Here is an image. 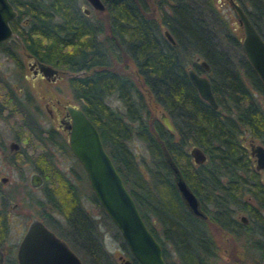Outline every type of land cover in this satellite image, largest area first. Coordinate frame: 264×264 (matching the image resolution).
<instances>
[{"label":"trees","instance_id":"16d2710c","mask_svg":"<svg viewBox=\"0 0 264 264\" xmlns=\"http://www.w3.org/2000/svg\"><path fill=\"white\" fill-rule=\"evenodd\" d=\"M247 1L257 16L264 15L263 0ZM10 2L17 11L10 25L19 42L38 59L70 73L66 81L73 98L96 126L144 223L164 246L166 263L171 264L168 243L179 264H216L219 248L213 228L223 237L241 236L256 256L249 263L264 264V183L240 137L246 133L264 146V110L254 96L255 91L264 97V86L237 38L224 33L235 46L231 56L209 34L206 15L215 17L212 0H171L170 18L160 20L148 0H102L104 25L85 15L78 0ZM160 22L173 43L161 32ZM195 54L210 65L215 108L199 97L186 75L187 65L199 71L192 61ZM112 95L121 102L120 110L106 100ZM157 109L168 115L173 132L160 122ZM13 115L17 141L27 143L10 158L29 161L40 173L38 203L74 210L81 204L78 188L46 150V143L69 150L66 141L52 128H42L21 103H14ZM133 138L142 141L146 159H136L129 145ZM190 144L204 152L203 162H192ZM173 166L197 198L202 215L183 203ZM90 196L108 218L92 191ZM238 211L246 212V223L237 219ZM5 215L0 208V221ZM98 257V264H109Z\"/></svg>","mask_w":264,"mask_h":264},{"label":"water","instance_id":"95a60500","mask_svg":"<svg viewBox=\"0 0 264 264\" xmlns=\"http://www.w3.org/2000/svg\"><path fill=\"white\" fill-rule=\"evenodd\" d=\"M85 1L94 9H103L104 5L101 0ZM229 3L242 29L240 38L242 51L264 86V41L242 7L234 0H230ZM83 11L87 13V8H83ZM15 15L16 11L11 3L8 0H0V41L11 36L12 30L9 20ZM162 31L166 39L173 43V38L168 30L163 29ZM193 59L201 64L204 69L208 68L206 62L197 55ZM44 67L48 73L56 71L49 65H44ZM186 75L199 97L211 107H217L208 77L194 71L191 65L186 66ZM67 110L70 118V122L66 124L68 147L81 165L95 199L116 227L139 264H165L160 246L140 216L131 194L125 187L119 172L101 142L96 126L77 105H70ZM157 115L164 127L173 132L174 128L168 115L162 110H159ZM16 147L15 141L10 140L8 142L10 150ZM247 148L255 169L263 170L261 179L264 183V146L252 137H248ZM187 152L195 164L205 160L204 152L195 144H190ZM172 171L175 186L186 208L195 215H202L195 195L174 166ZM0 180L4 181L5 177L2 176ZM28 181L33 187H37L41 184L42 178L37 171L31 170L28 174ZM240 219L245 221L243 215L240 216ZM38 237H45L41 238L44 241H38ZM52 243L59 247L56 252L47 248L43 249V245L46 247ZM34 245L39 246V251L32 255L30 251L32 252L31 247H35ZM19 247V264H33V261L39 264H81L76 256L36 218L29 221ZM121 264H131V262L124 259Z\"/></svg>","mask_w":264,"mask_h":264},{"label":"rangeland","instance_id":"374dc122","mask_svg":"<svg viewBox=\"0 0 264 264\" xmlns=\"http://www.w3.org/2000/svg\"><path fill=\"white\" fill-rule=\"evenodd\" d=\"M80 8H87V14L90 18L96 19L101 22L103 25L105 24V16L103 9L97 10L92 8L85 0H78ZM149 7H151L153 11V15L160 20V17H169L171 11V0H148ZM243 6L250 12V16L254 19L256 24L258 25L260 31L264 35V15L257 16V14L251 10L249 7V2L247 0H241ZM212 7L215 9L213 11V15L215 16L208 18L206 15L207 21L211 24V28L209 29V34L213 36V40L215 39L217 47L226 49L228 55L233 56V52L235 47L228 43L224 33H227L229 36L239 39L241 38V27L238 25L236 21L235 12L230 7L227 0H212ZM167 17V18H168ZM165 29V25L160 22V29ZM239 38V39H238ZM18 44L16 50L20 53L19 41L14 38L13 41H8L7 43ZM21 54V53H20ZM23 73L28 74V71L25 67H18L15 63L13 64L11 60H4L3 56H0V74L2 76H13L14 81H17L18 86L23 84L29 90L31 89L29 79H23L18 77ZM202 72V71H201ZM244 82H246L243 77ZM63 83L58 84V88L54 90V95L58 96L63 102L75 103L77 102L67 85L64 81ZM254 96L259 102L261 108L264 110V97L254 91ZM109 105L114 109L120 110L122 108L121 102L115 98L113 95L106 98ZM40 103L43 100L39 101ZM37 103V102H36ZM49 105V104H48ZM29 111L33 113V107L30 105L27 107ZM35 109V108H34ZM30 112V113H31ZM156 113L159 110H155ZM35 114V113H34ZM12 114H4L0 118V176H4L5 180H0V207H3L4 210H7L6 218L10 220L9 229L10 234L8 236L9 241H14V228L11 226H15L18 229V235L20 234L23 228V222L25 218L30 215L43 213L42 209H47V205L38 203L41 200V189L40 187H32L27 182V173L32 169L29 165V161L23 162H14V157L10 158L11 151L8 148V142L10 140L16 141L18 144V148L25 146L27 142H21V144L17 141L15 137V130L17 127L14 125V115ZM38 122L43 125H51L56 127L55 119H49L43 109H41V114H36ZM35 117V116H34ZM62 133V132H61ZM65 133L61 136V138L65 139ZM243 145L247 148V138L249 135L244 133L240 136ZM258 142L257 139H254ZM130 148L135 153L137 160H142V158H147V152L144 148L142 141L137 138H133L129 141ZM34 147V146H33ZM30 150V149H29ZM46 150L51 154L52 163L55 167L59 168L61 172L69 179L72 183H74L78 188L79 199L81 201L82 207L92 215L93 219L96 221L98 225V230L100 235H104V244L108 249L112 248V244L109 245L108 241L110 240V235H119L116 232V228L109 221L107 217L101 213L96 206V204L92 201L90 196V186L88 184L86 175L76 160V158L69 152L66 148L57 149L55 146L46 143ZM31 157V156H29ZM11 161H10V160ZM263 170H259L260 176H262ZM261 178V177H260ZM2 202V204H1ZM14 203L15 206H12ZM243 213L247 215L246 212L238 211L236 213V217ZM154 225L156 222L151 219ZM213 233V237L216 240V243L219 248V254L215 259L216 264H250L249 262H253L251 260L255 259L256 256H252L254 253L251 252L250 249L247 250L244 242L245 240L241 236H230V235H220L217 231L211 228ZM109 235V236H108ZM232 237V238H231ZM234 238V239H233ZM163 240V239H162ZM165 247L169 248L168 258L171 264H179L175 253L170 250V245L165 243ZM252 257H254L252 259Z\"/></svg>","mask_w":264,"mask_h":264},{"label":"flooded vegetation","instance_id":"af4514ba","mask_svg":"<svg viewBox=\"0 0 264 264\" xmlns=\"http://www.w3.org/2000/svg\"><path fill=\"white\" fill-rule=\"evenodd\" d=\"M8 1L10 2V0H8ZM229 1L230 0H227L228 3H229ZM234 1L238 3L237 0H234ZM11 5H12V3H11ZM229 5H230V3H229ZM12 7L14 8L13 5H12ZM83 8H85V7L81 8L82 12L84 13ZM242 9L244 10L246 16L250 20L248 13H247V9H244L243 7H242ZM14 10L16 11L15 8H14ZM84 14L87 15V13H84ZM16 15H17V11H16ZM16 15H15V17H16ZM235 16H236V14H235ZM14 18H12V19H14ZM11 20H9V25H10ZM236 21H237L238 25L240 26V24L237 20V17H236ZM25 22H26L25 19L21 20V23L25 24ZM250 22L252 23L251 20H250ZM253 26L257 30L260 37L263 39V37L259 33L257 27L254 24H253ZM10 27H11V25H10ZM11 30H12V28H11ZM160 30L163 33V31H162L163 28H161ZM241 34H242V29H241ZM13 36L18 40V36L16 35V33H14L12 31L11 36L9 38H7L3 41H0V56H3L4 60H11L12 63L13 64L15 63L16 65H18V67L19 66L25 67L27 69L29 75L22 72V74L18 75V77L23 78V79L28 78L31 89L29 90L23 84H20L18 86L17 81H14V74L11 77L10 76H2L0 74V118L4 114L14 113V103L15 104L21 103L23 106H26V107H28L29 105L31 107H33V113L31 111H29V112H31V114L35 116V120L37 122H38V119H37L36 114L40 115L41 109H43V111L45 112L46 116L49 119H52V118L55 119L56 127L51 126V125L46 126V125L40 124L39 122H38V124L42 128H52L54 131V134L57 136L62 135V133L63 134L65 133L66 137L64 140L66 141V144L68 147L66 124H68L70 122V118H69L67 107L70 105H72V106L77 105L78 107H80V106H79L78 102L70 103V102L61 101L60 98L58 96H55L53 92L56 88H58L59 83H63L62 81L65 82L68 89L70 90V88L67 84V81H66V78L70 75V73L68 71L62 69V68L55 67V66H53V65H51V64H49L43 60L38 59L36 56H34L28 50H26V48L23 46L22 43H19L21 54L18 53V51L16 50V48L18 47V44H14V42L13 43H7L9 41V39ZM263 41H264V39H263ZM239 48L242 51V48L240 46V39H239ZM242 53H243V51H242ZM195 55H193V58ZM243 55H244V53H243ZM197 56L200 59H203L199 55H197ZM203 60L208 65L207 69H204V67L201 64H199L197 61L192 59V61L200 67L199 71L197 73L206 75L208 77V80H209L210 65L205 59H203ZM44 65H49L50 67L56 69V71L48 73L46 71ZM191 67H192V65H191ZM209 83H210V81H209ZM70 92H71V90H70ZM40 100H43V102L40 103L39 102ZM249 137H251V136H249ZM17 148H18V144H17V147L15 149H12L11 151L14 152ZM68 149H69V147H68ZM247 151H248V148H247ZM69 152L71 153L70 149H69ZM248 154H249V152H248ZM251 160H252V157H251ZM31 170L37 171L34 168H32ZM256 170L259 171L261 169H256ZM29 172L27 173V182L30 186H32L28 181ZM1 177H2V175L0 176V178ZM260 177H262V176H260ZM41 184H42V182H41ZM40 185L37 186V188L40 187ZM12 206H15L14 203H12L11 207ZM0 208H2V207H0ZM42 211H43V213L40 212V214H36V215H30L29 214L25 218V220L23 222V228H22L19 235H18L17 227L11 226L12 228H14V241L8 240V236L10 234V229H9V224L11 223L10 220H8L6 218L4 222L0 221V252H1L0 264H19L18 254H19V248H20L19 247L20 240L22 238V235H23L26 227L28 226L29 221L32 218H36L48 230H50L53 233V235L55 237H57V239L60 242H62L76 256V258L81 262V264H88L87 259H91L92 264H98V260H99L98 256H101V255L108 259L109 264H121V262L124 259H128L131 262V264H139L138 261L133 257L132 253L128 249L127 245L125 244V242H124V240L120 234L119 235H110V237H109L110 240L108 241V243H109V245L112 244V248L108 249L107 247H105V244H104L105 242L103 239V237H105V236L99 234L100 232L98 230V225H97L96 221L93 219L92 215H90L82 207L81 204H79V206H76V208L74 210H66L64 212H63L62 208H59V207L53 206V205H47V209L45 207V209H42ZM5 212L7 215V210H5ZM241 215H243L245 217V221L240 219ZM237 219L241 223H246L248 221L247 215H244L243 213L239 214L237 216ZM38 238H39L38 241H44L41 238H45V237H38ZM156 241L158 242V244L160 246L161 255H162V258L164 259V257H163V247L164 246H162L160 244L159 240L156 239ZM46 248L48 250H52L53 252H56L59 247L57 244L52 243V244L46 245V247L43 245V249H46ZM31 249H32V252L29 249L30 253L32 255H35L39 251V246L31 247ZM165 249L168 253L169 248L165 247ZM170 249H172L171 246H170ZM164 262H165V264H167L165 259H164ZM32 263L33 264H39L35 261H33Z\"/></svg>","mask_w":264,"mask_h":264},{"label":"bare ground","instance_id":"6f19581e","mask_svg":"<svg viewBox=\"0 0 264 264\" xmlns=\"http://www.w3.org/2000/svg\"><path fill=\"white\" fill-rule=\"evenodd\" d=\"M189 188V187H188ZM190 189V188H189ZM193 193V192H192ZM194 194V193H193ZM197 199V198H196ZM198 202V201H197Z\"/></svg>","mask_w":264,"mask_h":264}]
</instances>
